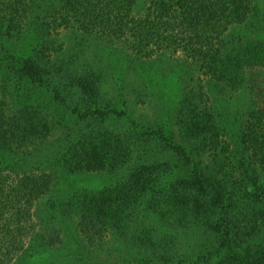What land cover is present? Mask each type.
Returning <instances> with one entry per match:
<instances>
[{
    "label": "rangeland",
    "instance_id": "rangeland-1",
    "mask_svg": "<svg viewBox=\"0 0 264 264\" xmlns=\"http://www.w3.org/2000/svg\"><path fill=\"white\" fill-rule=\"evenodd\" d=\"M150 1L135 0L133 14ZM3 3H22L30 26L17 35L0 20V96L8 117L45 133L11 166L52 176L15 264H264V0H249L219 40V77L183 53L145 59L73 23L49 26L64 0ZM82 145L105 147L103 170L74 168ZM143 151L151 163H140ZM12 155L0 150V171ZM142 171L151 188L106 203L121 222L101 215L98 230L83 226L76 195L129 190L121 183Z\"/></svg>",
    "mask_w": 264,
    "mask_h": 264
},
{
    "label": "trees",
    "instance_id": "trees-1",
    "mask_svg": "<svg viewBox=\"0 0 264 264\" xmlns=\"http://www.w3.org/2000/svg\"><path fill=\"white\" fill-rule=\"evenodd\" d=\"M64 2L59 9L61 15L56 16L53 13L47 18L49 26L56 25L58 20L62 21V26L68 28L71 27L70 23H73L78 30L95 31L106 39L120 44L123 50L145 59L163 52L183 53L196 61L203 71L212 77H219L224 70L219 67L222 58L219 40L229 27L242 23L250 11L249 0H151L148 8L139 16L133 14L135 0H64ZM22 6L23 4L19 3L14 5L16 9L7 10L3 0H0V20L5 21L9 29L17 30L13 32L17 35H22L23 31L28 30H22L23 26L28 24L25 22ZM35 69V73L49 76V72H44L40 68ZM4 106L5 99L0 96V150L13 153L9 158L3 157L9 170L0 171V264H15L17 258L29 247L27 242L33 238L34 207L50 192L52 176L12 169V166L16 165L13 162L17 160L14 154L29 147L32 149L37 147V142L41 141L45 133L39 131L34 133L35 135H30L28 130L33 128L32 121L27 127H23L16 118L8 117ZM40 123L38 121L35 124ZM41 124L45 127V123ZM253 124L254 121L249 124L247 140L256 153L260 146L253 137L255 133ZM102 149L105 150V147L82 145L73 152L76 158L74 168L86 172L103 170L105 163L99 162V158L105 153L101 152ZM147 153L148 151H143L142 154L136 155L142 159L141 164L151 163ZM139 177L129 183H121L130 184L129 190L125 188L128 185L121 187L117 185L107 193L99 195L95 193L86 196L76 195L75 199L79 202L86 201L85 209L76 208L74 211L75 214L79 212L77 216L81 218L83 226L89 230H98V218L101 215L121 222L118 218L123 217L122 213L111 209L106 203L118 198V195L121 196V192L126 195L129 193L128 196L132 195L135 199L146 188L152 187L151 174L142 171ZM127 197L123 202L127 208L132 209L134 202L131 203ZM124 212L127 211L124 209ZM89 219L93 220L92 224L88 223Z\"/></svg>",
    "mask_w": 264,
    "mask_h": 264
}]
</instances>
